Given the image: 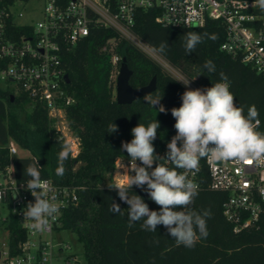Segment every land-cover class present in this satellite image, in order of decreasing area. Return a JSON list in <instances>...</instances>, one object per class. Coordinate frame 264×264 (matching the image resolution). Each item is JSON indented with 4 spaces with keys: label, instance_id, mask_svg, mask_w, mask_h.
I'll return each instance as SVG.
<instances>
[{
    "label": "trees",
    "instance_id": "trees-1",
    "mask_svg": "<svg viewBox=\"0 0 264 264\" xmlns=\"http://www.w3.org/2000/svg\"><path fill=\"white\" fill-rule=\"evenodd\" d=\"M13 2L0 0V10ZM155 16L156 12L151 9L136 12L133 31L139 39L184 76L195 78L203 89L221 82L220 74L224 73L235 105L242 106L245 115L248 107L255 105L260 120L256 130L264 133V75L220 49L225 39L224 25L217 20H207L198 27L162 26ZM7 28L11 38L30 32L29 27L10 21ZM189 32L201 34L203 41L187 55L183 44ZM212 35L216 36L215 40L209 38ZM111 37L115 39L112 47L102 50L105 40ZM162 42L168 44L163 53L158 50ZM114 53L120 57L117 64L111 62ZM122 58L131 70V87L144 86L155 77V89L150 94L163 96L161 104L166 113L156 111L144 101V96L129 104L117 103L114 73ZM207 60L214 63L215 72L203 67ZM61 64L69 79L64 86L74 98L65 108V117L78 141L77 156H69L64 164V175L58 177L55 174L58 154L67 143L51 126L46 109L39 102H31L24 91L14 92L13 88L0 86V162L7 164L11 160L16 180L24 181L31 179L25 175L27 165L38 161L41 178L49 177L55 184L75 187L77 201L62 210L58 229L75 234L85 264H264V211L256 225L234 232L221 209L228 194L208 187L210 177L205 159L200 160L197 170L202 184L189 207L201 214L210 211L209 234L207 238H198L191 249L178 246L163 225L157 226V232L142 229V220L129 227V206L120 200L117 190L111 188L115 186L113 181L109 179L102 185L105 173L112 171L117 158L129 160L127 152L121 151L122 142L133 139L131 129L139 123L147 126L159 121L153 145L158 156H165L167 144L176 135L171 109L181 106V96L186 91L180 82L142 49L104 27H94L88 36L64 46ZM5 65L6 62L0 60V69ZM113 123L118 130L109 134V125ZM10 140L27 154L10 158ZM160 163L174 167L165 160ZM155 166L154 163L153 168ZM146 189L133 186L129 195L141 196L150 210L159 211L160 206L149 198ZM113 201L120 205L124 215L109 211ZM0 226L7 230L12 244L26 235L16 214H10Z\"/></svg>",
    "mask_w": 264,
    "mask_h": 264
},
{
    "label": "built area",
    "instance_id": "built-area-1",
    "mask_svg": "<svg viewBox=\"0 0 264 264\" xmlns=\"http://www.w3.org/2000/svg\"><path fill=\"white\" fill-rule=\"evenodd\" d=\"M17 1L25 3L24 0H14L0 10V60L6 62L0 69V77L24 91L31 102L43 105L51 126L60 133V138L71 144V157L77 156L79 145L69 131L65 117V108L74 102V98L64 86L61 53L64 46L88 36L94 27L114 31L119 38L146 52L177 81L190 80L187 88L180 82L186 90H195L203 89L195 78H188L170 66L134 33L136 12L154 10L156 22L171 27H198L207 20H217L225 28L220 49L237 56L241 62L264 75V11L253 6L254 0H43L42 18L35 24L16 21V15L23 16L22 11L16 14L11 11ZM9 21L29 27L30 32L11 38L7 28ZM114 42V38H107L101 49L112 47ZM119 60L117 54H112L113 64ZM8 153L11 158L17 155V150L8 144ZM122 165L127 167L129 160L116 159L112 169L115 186L127 179L121 175L124 172ZM205 165L210 177L208 187L228 194L221 209L233 231L256 225L264 211V159L260 162L235 159L209 162L205 159ZM188 178L198 185V189L201 187L197 170L189 172ZM42 180L51 186L49 196L56 197L53 202L57 203L59 212L50 218L47 231L36 232L26 227L23 217L26 206L35 202L27 190V180H16L11 160L7 164L0 162V224L10 214H16L26 233L15 244L9 239L2 243L0 264H82L74 254L64 252L69 244L57 236L62 210L77 201L75 187L55 184L49 177Z\"/></svg>",
    "mask_w": 264,
    "mask_h": 264
},
{
    "label": "clouds",
    "instance_id": "clouds-1",
    "mask_svg": "<svg viewBox=\"0 0 264 264\" xmlns=\"http://www.w3.org/2000/svg\"><path fill=\"white\" fill-rule=\"evenodd\" d=\"M253 6L264 11V0H254ZM209 38L215 40L216 36ZM202 41L201 34L186 33L183 44L186 54L193 53ZM167 46V42H162L159 52L163 53ZM203 67L209 72H215V65L211 60L205 61ZM220 76L221 82L212 84L211 87L186 90L181 96V106L171 109V115L176 121V135L167 144L168 151L164 157L156 154L153 145L160 127L157 120L147 126L139 123L131 129L133 139L122 142L121 151L127 152L129 165H122L124 172L120 174L127 179L111 188H115L120 200L129 206V227L142 220V229L157 232V226L163 225L178 246L194 248L198 238H207L209 234L207 218H210L211 213L205 210L201 214L190 209L189 206L198 195V185L188 178V173L199 169L201 159L209 162L230 159L260 162L264 159V133L256 130L260 124L257 108L255 105L249 106L245 115L244 108L235 105L227 76L224 73ZM178 82H182L187 88L190 80ZM162 97H154L148 93L143 99L156 111L166 113L167 110L161 104ZM117 130L116 124L109 125V134ZM71 150V144H64L58 154L55 169L58 177L65 173L64 164ZM161 160L174 167L160 163ZM154 163L156 166L153 168ZM149 168L153 170L149 172ZM25 175L31 177L26 182L27 190L35 198V202L29 203L27 210L23 211L26 227L36 232H45L50 228V218L59 212L57 203L53 202L56 197L49 196L52 188L47 181L42 180L38 161L27 165ZM145 185L149 198L160 206L159 211L150 210L141 196L129 195L133 186L143 189ZM109 211L124 215L115 201L111 203Z\"/></svg>",
    "mask_w": 264,
    "mask_h": 264
},
{
    "label": "rangeland",
    "instance_id": "rangeland-1",
    "mask_svg": "<svg viewBox=\"0 0 264 264\" xmlns=\"http://www.w3.org/2000/svg\"><path fill=\"white\" fill-rule=\"evenodd\" d=\"M44 6L43 0H27L25 3L17 1L11 6V11L16 14L18 11L23 12V16H15L17 22H31L32 24H35L38 20L42 18V9ZM0 86L2 88H5L6 86L13 88L14 92L18 90V87L10 82H7L0 77ZM69 131L70 127L68 126ZM9 144L11 146H14L17 150V155H26L27 153L25 151H22L18 148V146L12 141H9ZM113 174L112 171H108L105 173L103 178L102 185H106L110 180H112ZM58 237L65 243L69 244L68 248L64 249L65 253H72L74 254L78 260L83 264L85 263L83 256H82V247L81 244L77 241L76 236L74 233H72L69 230L62 229L59 231ZM8 241V232L3 227L0 226V249L2 248V243H6ZM4 247V246H3Z\"/></svg>",
    "mask_w": 264,
    "mask_h": 264
},
{
    "label": "water",
    "instance_id": "water-1",
    "mask_svg": "<svg viewBox=\"0 0 264 264\" xmlns=\"http://www.w3.org/2000/svg\"><path fill=\"white\" fill-rule=\"evenodd\" d=\"M130 75L131 70L128 68L125 59L122 58L114 84L115 100L119 104H129L155 89V77H153L148 84L134 88L129 85ZM64 80L68 83L69 79L67 74L64 75Z\"/></svg>",
    "mask_w": 264,
    "mask_h": 264
}]
</instances>
